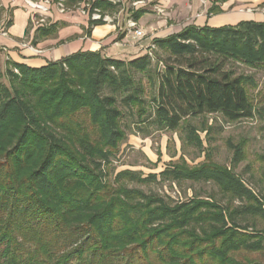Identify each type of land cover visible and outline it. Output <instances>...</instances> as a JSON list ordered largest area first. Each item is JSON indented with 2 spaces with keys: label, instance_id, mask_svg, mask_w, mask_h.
Instances as JSON below:
<instances>
[{
  "label": "trees",
  "instance_id": "trees-1",
  "mask_svg": "<svg viewBox=\"0 0 264 264\" xmlns=\"http://www.w3.org/2000/svg\"><path fill=\"white\" fill-rule=\"evenodd\" d=\"M93 8L117 11L108 2ZM102 25L89 20L86 34ZM58 27H39L35 39L51 38ZM154 46L155 55L166 54L158 59L160 71L148 53L119 60L78 51L41 67L4 62L0 264H263L264 201L209 156L193 168L175 164L159 180L132 171L110 178L108 168L126 139L119 105L135 110L143 124L153 118L157 131L183 132L197 146L189 119L237 122L264 111L250 94L254 79L228 67L264 71V22L189 26ZM135 73L155 87L151 115ZM234 154L241 159L240 149ZM157 182L210 183L223 201L167 203L127 187Z\"/></svg>",
  "mask_w": 264,
  "mask_h": 264
},
{
  "label": "rangeland",
  "instance_id": "rangeland-1",
  "mask_svg": "<svg viewBox=\"0 0 264 264\" xmlns=\"http://www.w3.org/2000/svg\"><path fill=\"white\" fill-rule=\"evenodd\" d=\"M32 1L36 3L41 0ZM54 1L48 6L47 13L43 14L38 10H34L35 23L39 19L45 21L39 23L42 26L35 24V29L37 27L48 28L51 26L49 24L58 23L59 16L78 18L80 22L84 21L87 24L88 19L78 11L80 8L76 9L74 7L77 3H67L66 1L65 12L61 13L55 6ZM261 6L264 7V4ZM262 14L264 15V13ZM49 16H52V18H49ZM8 18H10L9 15L4 17V12L0 8V20H2L0 34H2V30L6 32L5 25ZM32 28L21 42H24L27 47L39 51L37 45L39 39H35L36 31L33 34V40L35 39L36 42L33 43V40H30L33 32L31 31ZM152 57V69L157 67L160 71L162 64L158 59L166 58V54L160 52L155 55L154 50ZM7 58L9 57L6 53L0 51V69L4 68V62ZM228 67L237 74H243L254 79L256 88L251 90L250 94L253 98L255 97L256 101H261L257 108L264 109V71L250 69L237 63L229 64ZM133 77L137 84L145 90L143 96L146 102L145 108L147 113L151 115L152 105L150 99L155 93V87L150 85L148 77L144 74L135 73ZM260 97H263L262 100ZM119 108L123 111L121 125L125 130L126 139L120 145L116 156L111 160L108 168L110 178L121 171H132L140 174L141 178L154 175L159 180L160 173L175 164H184L193 168L203 164L206 157L209 156L212 162L232 171L246 187L253 191L260 201H264V162L261 161V158L264 157V111L260 110L252 119H243L237 122H227L218 115L189 119V125L197 129L196 133L201 143L200 146H197L187 142L185 134L181 131H157L155 126L151 124L153 118L143 124L137 118L135 110L125 109L121 105H119ZM236 149H240L242 152L241 159L238 161H235L234 157ZM127 187L138 189L146 194L158 195L167 203L186 202L193 198L205 199L208 197L219 202L223 201L218 189L210 183L183 182L173 184L170 182H157L143 185L130 183L127 184ZM258 226L262 228L260 222H258Z\"/></svg>",
  "mask_w": 264,
  "mask_h": 264
},
{
  "label": "crops",
  "instance_id": "crops-1",
  "mask_svg": "<svg viewBox=\"0 0 264 264\" xmlns=\"http://www.w3.org/2000/svg\"><path fill=\"white\" fill-rule=\"evenodd\" d=\"M130 2L123 0L120 12L113 13L115 21L92 28L90 35L86 34L88 22L59 16L58 23L49 24L59 26L56 34L39 40V51H35L21 42L33 27L32 41L38 29L33 24L35 11L24 0H0L4 17H10L5 25L6 36L0 34V51L12 61L30 67H41L78 51L100 52L107 58L130 60L147 54L155 39L179 34L189 26L219 28L235 26L243 21L264 22V15L260 12L248 14L239 11L246 6L263 5L264 0H210L205 7L200 0H153L138 10L131 8ZM129 19L144 32L143 39H136L128 29Z\"/></svg>",
  "mask_w": 264,
  "mask_h": 264
},
{
  "label": "built area",
  "instance_id": "built-area-1",
  "mask_svg": "<svg viewBox=\"0 0 264 264\" xmlns=\"http://www.w3.org/2000/svg\"><path fill=\"white\" fill-rule=\"evenodd\" d=\"M96 1L100 2H108L111 3L112 5L117 7V11L120 12L122 5H123V0H81L78 2L74 7L80 8L81 14L85 16L88 20L92 22H100L103 24H111L115 21V16L113 14H109L107 12H102L98 8H93V3ZM151 1L153 0H131L130 2V7L138 10L140 8L146 7ZM210 0H200L202 6H206ZM25 4L32 10H38L40 13H47L48 12V6H50L53 2V0H41L40 2H34L32 0H24ZM55 6L57 7L58 11L61 13L65 12V0H55L54 1ZM159 12H161L159 10ZM240 12L242 13H264V7L263 6H246L243 7ZM112 15V16H110ZM199 17V16H197ZM45 21L43 19H39L38 22L35 23V18H33V23L34 25L36 24L37 26H42L39 25V23H44ZM127 27L130 31H132L134 37L138 40H141L144 37V33L141 29L137 27V24L135 21L132 19H129L127 21ZM2 35L6 36V32L2 30ZM155 50V46L152 45L149 48L148 54L152 56V52Z\"/></svg>",
  "mask_w": 264,
  "mask_h": 264
}]
</instances>
